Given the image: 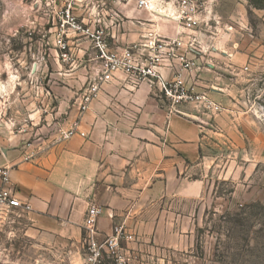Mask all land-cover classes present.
<instances>
[{
	"label": "crops",
	"instance_id": "obj_1",
	"mask_svg": "<svg viewBox=\"0 0 264 264\" xmlns=\"http://www.w3.org/2000/svg\"><path fill=\"white\" fill-rule=\"evenodd\" d=\"M84 5L86 12L79 20L104 27L111 49L142 43L149 32L175 38L181 31L176 22L160 15L164 5L159 0L150 3V10L139 9L136 0L88 1ZM50 21L48 34L57 58L52 70L58 81H50V92L59 113H67L71 121L77 98L95 77L99 61L84 38L68 34L65 41L71 60L62 62L54 44L53 15ZM196 40L202 53L188 57L198 58L197 90L210 92L222 105L218 115L192 107L168 115L156 89L144 83L133 86L128 76L116 73L81 118L78 132L66 141L28 146L23 143L26 135L12 134L0 116V168H10L11 186L19 202L29 206L25 216L37 233L79 247L85 211L93 205L102 210L96 221L100 235H109L113 225L122 223L133 235L134 242H122L133 264L192 246L210 211L206 195L210 139L224 149L246 154L245 163L251 160L248 154L253 146L252 142L246 144L243 135L249 127L241 124L248 112L230 96L235 86L232 75L246 71L249 57L228 47L218 54L216 34L207 40L197 35ZM175 66L164 62L159 71L168 78ZM221 68L229 77L217 75ZM226 168L225 164L221 174L229 176Z\"/></svg>",
	"mask_w": 264,
	"mask_h": 264
},
{
	"label": "rangeland",
	"instance_id": "obj_2",
	"mask_svg": "<svg viewBox=\"0 0 264 264\" xmlns=\"http://www.w3.org/2000/svg\"><path fill=\"white\" fill-rule=\"evenodd\" d=\"M88 1L101 0H0V116L12 134L26 135L28 146L56 142L57 130L69 116L59 113L50 92V81L58 82L52 70L57 58L48 34L50 17L57 23L55 9L69 2L81 19ZM201 1L206 13L197 35L204 40L219 35L218 54L228 47L249 57L246 71L232 75L230 96L248 112L241 124L249 127L243 135L246 144L253 143L251 160L245 163L246 154L224 149L211 138L210 211L196 241L188 250L143 264H264V0ZM217 75L229 77L222 68ZM225 164L227 177L221 174ZM81 256V244L70 246L39 234L24 211L0 206V264H79Z\"/></svg>",
	"mask_w": 264,
	"mask_h": 264
},
{
	"label": "built area",
	"instance_id": "obj_3",
	"mask_svg": "<svg viewBox=\"0 0 264 264\" xmlns=\"http://www.w3.org/2000/svg\"><path fill=\"white\" fill-rule=\"evenodd\" d=\"M164 17L178 24L181 31L175 38H163L149 32L142 43L121 49H111L108 45L107 30L97 25L85 24L73 13L71 3L65 2L55 9L57 16L54 44L62 62L71 60V52L65 38L74 34L84 38L96 53L99 70L95 77L88 80L77 98L76 114L57 130L56 142L66 141L79 129L80 120L89 110L102 86L110 82L116 73H123L132 81L133 86L147 84L156 89L160 99L166 105L168 115L181 114V108L192 107L204 114L215 116L223 111L222 105L214 100L210 93L197 90L195 74L199 70L198 58L188 55L202 53L196 40L197 32L204 21L205 4L201 0H174L163 2ZM137 7L150 10L149 0H136ZM55 7V5L53 4ZM183 36L187 40H183ZM179 50H183L179 53ZM164 62L175 63L170 77H164L159 68ZM246 70V68H245ZM10 168H0V206L29 211L28 205L21 204L16 191L9 180ZM101 208L89 205L85 211L83 233L81 237L82 256L79 264H133L122 249V242H134L124 224H115L111 233L100 235L96 221Z\"/></svg>",
	"mask_w": 264,
	"mask_h": 264
},
{
	"label": "bare ground",
	"instance_id": "obj_4",
	"mask_svg": "<svg viewBox=\"0 0 264 264\" xmlns=\"http://www.w3.org/2000/svg\"><path fill=\"white\" fill-rule=\"evenodd\" d=\"M152 1H155V0H152ZM151 1V2H152ZM157 1V0H156ZM151 8L153 9V7L151 6ZM159 11V10H158ZM159 12H161V14H163L164 13V11H159Z\"/></svg>",
	"mask_w": 264,
	"mask_h": 264
}]
</instances>
